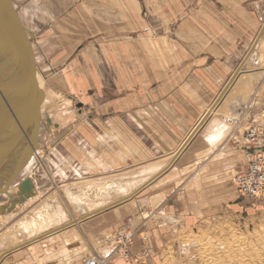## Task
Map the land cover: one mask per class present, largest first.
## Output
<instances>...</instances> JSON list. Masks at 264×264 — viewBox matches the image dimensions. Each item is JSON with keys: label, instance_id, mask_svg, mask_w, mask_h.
<instances>
[{"label": "rangeland", "instance_id": "rangeland-1", "mask_svg": "<svg viewBox=\"0 0 264 264\" xmlns=\"http://www.w3.org/2000/svg\"><path fill=\"white\" fill-rule=\"evenodd\" d=\"M84 1L87 7H79ZM197 1L161 0L154 3V15L143 16V6L140 9V1L135 0L139 7L131 10L132 16L137 12L132 29L138 31L130 36L122 31L131 30L127 17L122 15L121 23L119 17L112 16L111 0H13L32 39L47 100L45 105L44 99L41 102L37 153L29 170L21 169L10 184L20 186V181L29 177L34 195L22 202L15 200L12 210L8 207L14 198L0 195V250L20 241L25 244L45 231L47 236L35 238L10 259L5 255L0 264H95L100 255L112 253L117 237L127 228L134 231L132 243L125 249L128 256L114 253L111 264H190L191 259L197 263L202 261L203 256L195 255L203 242L214 253L209 263L264 264V191L248 198L237 193L235 180L247 168V153H264V98L260 95L252 99L255 107L249 120L262 126L263 132L251 144L245 135L250 126L245 127L242 155L211 165L213 172L202 170L196 174V165H177L172 160L133 195L79 219L82 211L120 199V186L142 178L139 170L143 165L159 157L154 139L146 136L145 140L143 127L132 115L138 76L131 73V68L141 67V74L147 75L148 66L168 65L171 49L167 54L165 47L170 46V39L159 38L158 34L176 28V18L194 9ZM63 2L65 9L58 15L57 6ZM259 9L263 14L264 0ZM147 26L149 32L145 33ZM86 47L94 53L92 60L84 59ZM261 61L264 68V59ZM107 69H116L117 74L109 75ZM92 76L98 80L100 91L85 81ZM256 81H252V87ZM126 105L131 117L122 122L121 107ZM140 139L146 143L147 152L139 150ZM157 160L164 164L166 158ZM238 160V170L219 173L220 168H229ZM5 166L1 169L9 173L11 165ZM3 180L0 177V184ZM63 212L65 216L60 218ZM74 219L81 221L53 227ZM32 221L34 226L30 225ZM54 233L50 241L44 239ZM31 245L33 249L28 248ZM58 258L63 262L56 261Z\"/></svg>", "mask_w": 264, "mask_h": 264}, {"label": "crops", "instance_id": "crops-1", "mask_svg": "<svg viewBox=\"0 0 264 264\" xmlns=\"http://www.w3.org/2000/svg\"><path fill=\"white\" fill-rule=\"evenodd\" d=\"M11 1L14 10H16L13 0ZM139 1L140 9H142V6L144 9L143 16L146 14L151 16L154 15V11L157 9L154 3L161 0H146L150 2L149 4L146 1ZM107 2L110 3V1ZM261 2L263 0L197 1L194 9L190 8L188 12L184 11L176 18L178 21L176 28L171 29L169 27L158 34L159 38L170 39L169 42L167 41V45L170 46L165 47L167 54L171 49L170 62L166 63L168 65L148 66L147 75L141 74V67L131 68V73L138 76V79L135 77L134 82L133 94H136V106L132 115L139 126L143 127L144 133H142L145 140L147 139L146 136L150 137V140L154 139L156 143L154 150L159 154L157 159L167 158L176 152L180 144L188 137L187 135L211 108L212 102L220 95L222 89H224V86L241 63H243L242 68H239L241 71L226 90L221 102L216 105L212 112H209L201 127L196 129V133L192 134L193 136L187 145L173 161L178 162L177 165L189 163L196 165L193 174H196L197 171L202 172V170H207L209 173L213 172L211 165L221 163L222 159L229 156L243 154V132L245 127L252 124L249 117L253 114L255 107L252 105V99L254 96L259 95L264 98V68L261 63V59H264V13L262 14L259 9ZM64 5L65 2L58 4L56 10L58 15L64 11ZM82 5L87 7L85 1L78 4L79 7ZM111 5L114 10L112 16L114 18L119 17L121 21L122 15H125L131 25V30L122 31L128 32V34H131L130 36L137 32L138 28L132 29L133 24L136 23L133 17L137 15V12L132 16L131 10L134 8L137 11L139 7L135 5V0H111ZM167 11H169V8H167ZM16 12L22 24L20 15L17 10ZM67 12L70 14L69 10ZM162 12L165 11L162 10ZM168 20L170 19L168 18ZM106 24L108 23L106 22ZM22 25L33 45L28 29L24 24ZM82 26L84 27V25ZM148 28L147 26L145 33L149 32ZM261 32L263 34L260 36ZM257 37L260 40L254 46L253 43ZM74 44L77 46V41ZM81 48H84V46L82 45ZM92 53L86 47V50H83L84 59L92 60L94 56V53ZM249 53L250 55L247 57ZM84 64L90 67L88 63ZM35 68L37 82L41 85L42 73L40 67L36 64V57ZM90 70H92L91 67ZM107 70L109 75L117 74L116 69ZM117 76V80H120L121 75ZM81 78H83L82 75ZM253 80L257 81L255 86L252 87ZM85 81L88 82V85L91 83L96 85L100 91L98 80H94L93 76L90 79L87 77ZM124 81L127 82L125 79ZM41 89L45 93L43 94V104H45L47 100V97H44L46 96V89ZM125 102L127 104V101ZM121 109V120L122 122L127 121L128 116L131 115L128 106L125 108L123 106ZM232 113L231 117L237 116L238 113L240 116L237 121L230 124L225 120L228 118V114ZM252 120L254 121V119ZM140 127L138 129L139 138H141L139 136L141 134ZM214 130L218 134L221 132L219 138L212 142L207 141L206 137ZM139 143L141 152L149 150L143 139H140ZM157 159L151 160L155 161ZM169 159L170 157L165 160L164 164ZM239 162V160L234 162L229 168H225V166L220 168L219 173L238 170L241 167ZM30 165L25 166L24 170ZM245 169L246 166L242 171ZM157 171L160 170H156L155 173ZM155 173L152 174L155 175ZM190 179L192 180V177ZM190 191H192L191 188ZM194 203H196V200ZM55 234L57 233L44 239L50 241ZM24 246H21V248ZM21 248L8 252L5 258L10 259V256ZM21 262H24V260Z\"/></svg>", "mask_w": 264, "mask_h": 264}, {"label": "water", "instance_id": "water-1", "mask_svg": "<svg viewBox=\"0 0 264 264\" xmlns=\"http://www.w3.org/2000/svg\"><path fill=\"white\" fill-rule=\"evenodd\" d=\"M3 46L9 48V54L12 55V63L15 66L12 74L6 75L5 78L0 77V103L2 105L4 100L7 101V105L0 107V164L7 155L18 150L19 153L17 164L3 185L5 187L0 188V195L8 191L10 184L21 172L23 161L30 160L33 157L34 148L38 146L40 105L43 99V92L38 86L35 75L33 45L19 21L11 0H0V47ZM17 92L19 94L14 96ZM77 105L81 106V103L78 102ZM27 133H29V139L25 138ZM19 185L18 198L15 200L22 202L34 195L29 177H24ZM15 202L12 200L8 210L14 208ZM31 241L33 240L25 244ZM14 249L16 248L8 249L7 252Z\"/></svg>", "mask_w": 264, "mask_h": 264}, {"label": "bare ground", "instance_id": "bare-ground-1", "mask_svg": "<svg viewBox=\"0 0 264 264\" xmlns=\"http://www.w3.org/2000/svg\"><path fill=\"white\" fill-rule=\"evenodd\" d=\"M262 35V32L260 33V36ZM258 40H260V38H256L254 41V43H253V45L254 46H256L257 44L256 43H258L257 41ZM260 43V42H259ZM261 44V43H260ZM253 45H252V47H253ZM261 47V46H260ZM264 47V46H263ZM254 49V48H253ZM253 52V51H252ZM247 55V54H246ZM250 55V53L247 55V57ZM245 58V57H244ZM13 62V60H12V55L11 54H9V48L6 46H3V47H0V77H7L6 75H10V74H12V71L14 70V66H15V64L14 63H12ZM243 63H241L239 66H238V69L236 70V72L235 73H233L232 74V76H231V78H230V80L227 82V84L224 86V89H222V91H221V93H220V95L214 100V102H212V106H211V108H209V110L206 112V114L203 116V118H202V120H204L207 116H208V114H209V112H212L213 111V109L216 107V105L217 104H219L220 102H221V97H222V95H224L225 93H226V90L228 89V87L232 84V82H234V80L236 79V75H238V73L241 71L239 68H242V65ZM261 73V72H260ZM260 75V74H259ZM38 79V78H37ZM36 79V80H37ZM251 81V80H250ZM43 83H41V85H42ZM38 85H39V83H38ZM41 88H43V89H45L44 88V86L43 87H41ZM251 90V89H250ZM41 91H44V90H42L41 89ZM17 94H19V92H17L16 93V95H14V96H17ZM43 94H45V93H43ZM7 98H10V97H7ZM8 100V99H7ZM4 105H7V101L6 100H4L3 102H2V105H1V103H0V107L2 108ZM45 105V104H44ZM239 107V106H238ZM40 111H41V118H42V114H43V107H42V110H41V105H40ZM42 120V119H41ZM201 120V122H199V124H197L194 128H193V130L187 135L188 137H186V139L180 144V146H179V148L176 150V152L175 153H173V154H171L170 156H168L167 158H169L170 157V159L163 165V163H160V162H158V160L157 161H152V162H150V163H148V164H144L143 165V167L139 170V175H142V178H140L139 180H130V181H128V182H124L121 186H120V189L119 190H121V192L122 193H120V194H122V196H120L121 198L119 199H115V200H110V201H108V202H106V203H103V204H101V205H99V206H97V207H94L93 209H89L88 211H82V210H80L81 209V207H80V211H82V217H83V215H85V216H87V215H92L95 211H98V210H100V211H102V209H105V208H107L108 206H110V205H113V203H115V202H117V201H122V200H124L125 198H127L129 195H133L134 193H136L137 192V190L138 189H140V187H142V186H144L145 184H147V183H149L150 181H151V179H153V178H156L155 176H157L158 174H160V172H163V170L165 169V167L166 166H168L170 163H171V161L172 160H174L176 157H178V155H179V153L182 151V149L187 145V143L189 142V140L191 139V137L193 136L192 134H195L196 133V129L198 128V127H201V125H202V123H203V121ZM41 122V121H40ZM39 128H40V123H39ZM223 127V126H222ZM224 129V128H223ZM221 133V132H220ZM220 133L218 134V133H216V131L214 130V132H210L209 134H208V136L206 137L207 138V141H210V142H212V141H215V140H217L218 138H219V136H220ZM6 134V133H5ZM218 134V135H217ZM39 135V134H38ZM25 138L26 139H29V133H27V135L25 136ZM207 143V142H206ZM183 147V148H182ZM182 148V149H181ZM37 150H38V146L36 147V148H34V152H33V157H34V154L35 153H37ZM18 153H19V150L18 151H14L13 153H11V154H9V155H7V157H5L4 158V160H3V162L0 164V177L1 178H4V180L1 182V184H0V188L1 187H5V186H3L4 185V183H5V181H6V179H7V177H9L11 174H12V170L15 168V166H16V164H17V159H18ZM33 157H31V159L30 160H24L23 161V166H22V168L21 169H25V166H27L28 164L30 165V164H32V162H33ZM166 158V157H165ZM166 158V159H167ZM170 162V163H169ZM5 165H11L10 166V171H9V173H7V171L6 170H2L1 169V167L2 168H4V167H7V166H5ZM161 166H163L164 168L162 169V167ZM161 167V168H160ZM160 170L159 172L157 171V173H155V171L156 170ZM26 170H29V167H28V169H26ZM155 173V175L154 174H152V173ZM151 175V176H150ZM152 175H154L153 177H152ZM122 178V177H121ZM128 178V177H127ZM133 178H135V177H133ZM137 178V177H136ZM123 180H125V179H123ZM129 180V179H128ZM112 183V182H111ZM113 183H114V181H113ZM136 183V184H135ZM95 184V183H94ZM110 184V183H109ZM108 184V185H109ZM133 184V185H132ZM113 185V184H112ZM119 188V187H118ZM19 190H20V188H19V186H17V187H10L9 189H8V191L7 192H5L4 194H7L10 198H11V196L14 198V199H11V200H14L15 201V199H16V197H17V195H18V193H19ZM118 191V190H117ZM67 194V192H64V194ZM70 193V192H69ZM108 194V193H107ZM32 197V196H31ZM73 197V196H72ZM110 198V197H109ZM77 199H79V198H77ZM73 200H74V198H73ZM76 200V199H75ZM77 201V200H76ZM80 201V200H79ZM78 201V202H79ZM104 201H106V200H104ZM76 203V202H75ZM73 205V204H72ZM78 205H79V203H78ZM90 207V206H89ZM76 208H78V207H76ZM83 209H84V206H83ZM86 210V209H85ZM64 213V212H63ZM60 216V215H59ZM65 216V213L63 214V215H61L60 216V218L61 217H64ZM79 217H81V216H79ZM73 221H75L74 223H76V222H79L80 220H78V219H74V220H65L63 223H57V224H55L53 227H55V228H57V227H64L65 225H72V223L70 224V222H73ZM4 222V221H3ZM62 222V221H61ZM30 225H35V222H30ZM51 228V227H50ZM51 230L53 231V229L51 228ZM48 231V230H47ZM46 232V231H45ZM39 233L38 235H35L34 237H32V238H29V240H34L35 238H39V237H41V238H43V237H46V236H44L45 234H47V232L46 233ZM50 232V231H49ZM53 233V232H52ZM50 235V234H49ZM28 241V240H27ZM46 242V241H45ZM24 242L23 241H20L19 243H17V245H13V246H9V247H7L5 250H2L1 252H0V262H1V260H2V258L8 253L7 252V250L8 249H11V248H16V249H19L18 247H20L21 248V246L23 245H27V244H23ZM205 246H206V244H205V242H203V245L201 246V249H199V253H197L195 256H197V255H199L200 254V256H203L202 258H200V259H202V261L200 262H194V259L192 260L191 259V262L192 263H190V264H216L215 262H212V263H209V258L211 257V255L212 254H214V253H211V249H212V247L209 249V248H205ZM29 249H33V246L31 245V246H29L28 247ZM5 252H7L6 254H5ZM34 252V251H33ZM104 252H106V251H104ZM54 253V252H53ZM59 253V252H58ZM62 253H63V251H62ZM33 254V253H32ZM193 254V253H192ZM68 255V254H67ZM59 256V255H58ZM195 256H193V258L195 257ZM61 257V256H60ZM68 258V257H67ZM215 258H216V256H215ZM56 261H61V262H63L62 261V259H57ZM168 263V262H167ZM177 264V263H176ZM229 264H231V261H230V263Z\"/></svg>", "mask_w": 264, "mask_h": 264}, {"label": "built area", "instance_id": "built-area-1", "mask_svg": "<svg viewBox=\"0 0 264 264\" xmlns=\"http://www.w3.org/2000/svg\"><path fill=\"white\" fill-rule=\"evenodd\" d=\"M239 116L240 114L238 113L237 116L228 117L226 121L231 124L237 121ZM262 132V126L252 123L245 133L246 140L251 144L256 143ZM246 162L248 164L246 170L239 172L235 177L237 193L248 198L258 197L264 191V153H247ZM133 232L131 228L124 230L117 237V245L112 249V253L105 256L100 255L95 264H111V258L114 253L122 258L127 257L125 249L132 243Z\"/></svg>", "mask_w": 264, "mask_h": 264}]
</instances>
